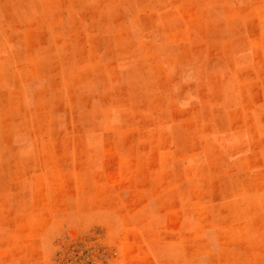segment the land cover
I'll use <instances>...</instances> for the list:
<instances>
[{
	"label": "rangeland",
	"instance_id": "rangeland-1",
	"mask_svg": "<svg viewBox=\"0 0 264 264\" xmlns=\"http://www.w3.org/2000/svg\"><path fill=\"white\" fill-rule=\"evenodd\" d=\"M0 264H264V0H0Z\"/></svg>",
	"mask_w": 264,
	"mask_h": 264
}]
</instances>
